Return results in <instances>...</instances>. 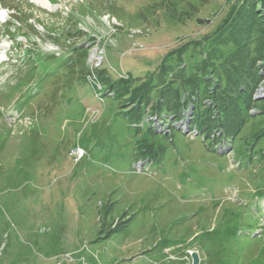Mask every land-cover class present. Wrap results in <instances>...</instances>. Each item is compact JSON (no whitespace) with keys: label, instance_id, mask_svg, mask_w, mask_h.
Instances as JSON below:
<instances>
[{"label":"rangeland","instance_id":"obj_1","mask_svg":"<svg viewBox=\"0 0 264 264\" xmlns=\"http://www.w3.org/2000/svg\"><path fill=\"white\" fill-rule=\"evenodd\" d=\"M47 2L0 0L12 28L0 23V264H264V41L243 57L259 80L239 131L215 138L177 76L129 96L164 80L227 0ZM29 55L25 106L6 97L17 74L6 82Z\"/></svg>","mask_w":264,"mask_h":264},{"label":"trees","instance_id":"obj_2","mask_svg":"<svg viewBox=\"0 0 264 264\" xmlns=\"http://www.w3.org/2000/svg\"><path fill=\"white\" fill-rule=\"evenodd\" d=\"M227 1L229 2V10L218 26L203 36L199 42H188L184 44L183 49L177 51L175 54H171L173 60L160 72L161 75L165 74L167 78L165 77L164 80H155L150 76L149 84L144 83L142 86L133 89L132 95L129 96L130 100H133L135 93L141 89L149 91L154 81L155 83L159 82L164 88L171 85V78H179L183 91L189 89V98L192 100L189 105L191 108L193 107L191 117L196 116V127L201 126V129H205L208 133L214 135L215 138L218 137V134H222L223 138L229 137L231 139L232 135L239 131V127H241L244 121L242 116L248 112L252 104L251 91L259 80L257 73L255 74L249 71L244 66L243 57H246V60L254 54L256 57L263 55L264 15H262V11H264V0ZM190 47L194 48L191 51L192 53L189 52ZM202 49L203 51L200 53ZM81 50L84 51L83 56H86L87 52L85 49L82 48ZM193 51L200 58L204 56V59L202 58L196 64L195 67L197 69L192 71V68L188 69L187 65L183 69L178 68L177 65L182 62V59L186 63L188 57L194 54ZM25 61L30 66H28L29 68L25 72L16 73L17 83L13 87H15V92L19 93V98H23L27 94L28 101L26 103L29 104L32 96L28 95L26 88L35 76L34 69L36 62L30 55ZM189 70L190 72H188ZM192 74L194 75L192 76ZM161 75H158L157 78ZM161 78L163 79L164 77ZM199 78L201 81H199ZM212 78L215 80H212ZM209 87H213L214 94L205 97L213 98L217 103L210 101L212 104L210 102L208 104H202L197 92L201 89L205 91L203 93L206 95L208 91H211ZM224 97L228 103L222 101ZM197 105L201 107L198 108ZM217 111L220 114L228 111L230 113H226L221 118ZM0 116H2L1 112ZM258 134L260 133L256 135ZM259 221H262V218ZM227 236L229 239L230 235Z\"/></svg>","mask_w":264,"mask_h":264},{"label":"bare ground","instance_id":"obj_3","mask_svg":"<svg viewBox=\"0 0 264 264\" xmlns=\"http://www.w3.org/2000/svg\"><path fill=\"white\" fill-rule=\"evenodd\" d=\"M33 2L38 3V5L42 7H46V9L48 8V10L53 8V6L49 4L47 0H33Z\"/></svg>","mask_w":264,"mask_h":264},{"label":"water","instance_id":"obj_4","mask_svg":"<svg viewBox=\"0 0 264 264\" xmlns=\"http://www.w3.org/2000/svg\"><path fill=\"white\" fill-rule=\"evenodd\" d=\"M192 264H199V257L197 255V253H192Z\"/></svg>","mask_w":264,"mask_h":264},{"label":"built area","instance_id":"obj_5","mask_svg":"<svg viewBox=\"0 0 264 264\" xmlns=\"http://www.w3.org/2000/svg\"><path fill=\"white\" fill-rule=\"evenodd\" d=\"M81 153H83V151L80 150V149H78V150H77V157H80V156L82 155Z\"/></svg>","mask_w":264,"mask_h":264},{"label":"snow or ice","instance_id":"obj_6","mask_svg":"<svg viewBox=\"0 0 264 264\" xmlns=\"http://www.w3.org/2000/svg\"><path fill=\"white\" fill-rule=\"evenodd\" d=\"M3 15V13L2 12H0V16H2Z\"/></svg>","mask_w":264,"mask_h":264}]
</instances>
